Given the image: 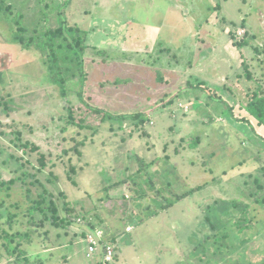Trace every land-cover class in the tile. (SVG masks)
<instances>
[{"label": "rangeland", "instance_id": "1", "mask_svg": "<svg viewBox=\"0 0 264 264\" xmlns=\"http://www.w3.org/2000/svg\"><path fill=\"white\" fill-rule=\"evenodd\" d=\"M6 1L25 22L38 19L37 0ZM49 1L69 2L61 14L89 46L86 80L68 83L66 99L0 18V182L14 180L0 202L16 216L12 233L31 235L22 246L29 262L95 264L87 257L94 226L117 245L113 264H264V211L255 203L264 195V126L245 110L264 91V0ZM81 87L92 108L142 117L98 126L87 112L96 133L61 131ZM228 107L253 129L233 122ZM43 188L71 225H51L47 210L26 215ZM247 206L237 234L246 241L228 254V239L217 237Z\"/></svg>", "mask_w": 264, "mask_h": 264}, {"label": "trees", "instance_id": "2", "mask_svg": "<svg viewBox=\"0 0 264 264\" xmlns=\"http://www.w3.org/2000/svg\"><path fill=\"white\" fill-rule=\"evenodd\" d=\"M68 3V1H64L61 4H54L49 0H37V2H35L36 9L38 10L36 18L39 17L36 21L28 23L27 21L25 22L24 14L14 12L13 8L6 0H0V18L8 24L11 41L19 46L22 51L31 52L32 55L39 60L47 81L58 89L63 99L68 97V83H72L75 80L79 81L81 84L85 82L86 73L84 70L83 58L89 48L85 43L86 32L78 29L76 26L69 25L61 14ZM54 21L58 23L54 24ZM233 45L235 47L238 46L236 42H233ZM197 87L214 98L215 92L204 84H200ZM258 91L253 92L250 96L249 101L246 103L245 110L257 125L264 126V91ZM82 92L81 87V89L77 91L80 97L79 106H68L65 109L64 126L61 128V131L67 130L68 127H76L80 130L87 129L96 133L98 131L97 127H92L89 125V122L87 125V121H90L86 114L87 112H93L99 115L98 126H101L107 120L134 121L135 118L142 117V114H135L134 116L111 115L98 108H92L83 100ZM170 101L172 100H169V102ZM224 103L226 104V102ZM228 111L233 122L245 124L253 129L251 121L248 118H238L232 113L233 110L230 107H228ZM35 147L37 148V146ZM40 161V167L43 169L45 162L42 159ZM137 172L139 173V171ZM72 183L74 184L73 181ZM13 184V179L0 182V189L4 188L7 193V195L5 194L6 197L10 196L8 192ZM256 185L257 187H261L260 184ZM195 189L197 188H192L181 195H175V201L178 202L184 199L189 194H192ZM60 195L63 196L61 193ZM47 197L50 198L48 202H46ZM44 202H46V206H42ZM255 203L264 211V195L256 199ZM171 206L172 203H169L162 206L160 209L165 210ZM27 210L26 215L40 213L41 211L44 213V210H47L49 212V218L46 219L45 214H43V219L49 221L53 226H58V222L63 226L72 224L68 219L69 216L60 219L57 204L52 195H50L45 188L42 189L41 193L38 192L37 200L33 201L32 205L28 207ZM247 212L248 206L241 212L243 213L242 221L233 222L231 225L228 223L230 226L227 231L225 230L222 236L217 237L218 239H228L230 244H227V250L225 249L228 254L236 253L246 241L244 236H237V234H242L246 230L244 223L249 221L246 216ZM14 216L15 215L9 212L8 207L5 206L3 202H0V240L2 241L0 257L2 258L5 255L8 259L7 264H41V261L29 262L28 253L22 249L23 245H29L32 242L30 233L28 231L21 232L19 230L12 233V226L15 222ZM143 222V219L139 220L140 224ZM89 228L92 231L94 230V226H90ZM232 228L235 229V233ZM112 241L108 243L113 244L114 241ZM101 251L100 249L98 252L97 258L99 260L96 261L95 264H101Z\"/></svg>", "mask_w": 264, "mask_h": 264}, {"label": "built area", "instance_id": "3", "mask_svg": "<svg viewBox=\"0 0 264 264\" xmlns=\"http://www.w3.org/2000/svg\"><path fill=\"white\" fill-rule=\"evenodd\" d=\"M126 231H130V228H127ZM89 236L90 237L87 238V257L91 258L92 256H97L101 249V264H113L116 253V245L104 241L105 234L101 231V229H94L93 234H90Z\"/></svg>", "mask_w": 264, "mask_h": 264}, {"label": "crops", "instance_id": "4", "mask_svg": "<svg viewBox=\"0 0 264 264\" xmlns=\"http://www.w3.org/2000/svg\"><path fill=\"white\" fill-rule=\"evenodd\" d=\"M202 25H203V24H202ZM202 25H201V26H202ZM172 98H173V97H172ZM172 101H173V100H172ZM172 101H171V102H172ZM151 164L154 165L153 163H151ZM149 165H150V164H148V166H149ZM144 168H146L145 165H144ZM181 200H182V199H181ZM181 200H180V201H181ZM178 202H179V201H178ZM130 229H131V228H130ZM116 247H117V245H116ZM116 252H117V251H116ZM116 259H117V254H116V258H115V260H116Z\"/></svg>", "mask_w": 264, "mask_h": 264}, {"label": "clouds", "instance_id": "5", "mask_svg": "<svg viewBox=\"0 0 264 264\" xmlns=\"http://www.w3.org/2000/svg\"><path fill=\"white\" fill-rule=\"evenodd\" d=\"M77 219V218H76ZM96 227V226H95ZM90 229V228H89ZM94 229H98V228H94ZM91 230V229H90ZM91 232H93L92 230H91ZM104 239H105V236H104ZM105 241V240H104ZM115 245V244H114ZM115 255H116V253H115ZM114 260H115V257H114Z\"/></svg>", "mask_w": 264, "mask_h": 264}]
</instances>
